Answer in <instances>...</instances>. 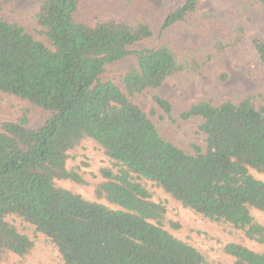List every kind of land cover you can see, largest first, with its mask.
<instances>
[{"label":"trees","instance_id":"obj_1","mask_svg":"<svg viewBox=\"0 0 264 264\" xmlns=\"http://www.w3.org/2000/svg\"><path fill=\"white\" fill-rule=\"evenodd\" d=\"M83 1L43 0L35 22L51 46L0 16V91L47 112L37 126H29L27 113L0 123V264H24L36 247L9 221L12 215L47 236L64 264H223L174 235L171 229L181 224L168 218L166 204L153 199L143 180L264 244V224L252 215V209L264 213V181L252 174H264L258 96L219 104L200 99L176 111L170 99L154 94L171 123L203 119L199 131L207 149L195 146V154L164 135L135 101L171 76L202 74L217 54L243 41L245 27H221L207 42L181 51L159 40L180 23L204 31L196 18L200 0H183L168 11L159 32L144 20L80 22L75 14ZM253 45L264 62V38H254ZM86 139L113 163L100 170L103 180L94 189L112 206L56 184H87L68 167L71 152ZM222 250L234 264H264V251L243 244L227 243Z\"/></svg>","mask_w":264,"mask_h":264},{"label":"rangeland","instance_id":"obj_2","mask_svg":"<svg viewBox=\"0 0 264 264\" xmlns=\"http://www.w3.org/2000/svg\"><path fill=\"white\" fill-rule=\"evenodd\" d=\"M183 0H84L75 18L90 25L107 20L136 24L144 20L153 25L157 32L164 15ZM43 0H0V16L24 25L38 40L51 46L47 37L40 34L35 15ZM196 18L205 23L204 31L193 30L188 23H180L167 29L159 43L170 42L179 50L197 47L207 42L209 35L221 27L243 25L245 38L236 47L223 54H217L209 62L202 74L182 72L169 77L155 90H146L135 98L154 121L161 132L184 150L196 153L195 146L207 149L206 137L199 131L203 119L192 118L173 124L164 111L153 102V95L159 94L170 99L176 111L188 108L200 99L213 100L216 104L227 99H240L247 95H257L256 106L264 107V62L253 45L256 37L264 38V3L260 0H200ZM222 74H227L225 80ZM27 113L29 126H37L45 120L47 112L31 105L25 100L9 96L0 91V123L15 120ZM68 167L77 169L87 181L80 185L71 180H58V186L79 193L90 201L110 205L96 198L95 184L103 180L100 170L113 167L112 161L102 147L93 139L84 140L71 152ZM264 181V174L252 171ZM157 202H163L168 209V218L179 222V230L171 229L175 236L197 247L209 261L234 264L235 258L222 250L227 243H240L255 251L263 252L264 244L249 240L241 230L225 223H215L191 208L184 207L153 182L143 180ZM254 218L264 224V213L252 209ZM22 232L36 243L35 250L24 264H64L56 246L35 226L12 215L9 218ZM13 260V259H12Z\"/></svg>","mask_w":264,"mask_h":264}]
</instances>
